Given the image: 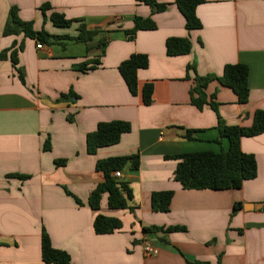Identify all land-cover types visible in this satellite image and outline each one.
<instances>
[{
  "label": "crops",
  "instance_id": "0c3cea01",
  "mask_svg": "<svg viewBox=\"0 0 264 264\" xmlns=\"http://www.w3.org/2000/svg\"><path fill=\"white\" fill-rule=\"evenodd\" d=\"M157 1L164 12L152 14L136 0H0V54L7 52L0 60V264H45L44 232L72 264H264V134L241 141L242 151L255 156L257 177L239 190H184L173 178L176 156L230 146L216 113L191 103L196 75L220 77L226 65L247 66V104L219 82L207 94L217 93L227 126L250 128L264 111V0H205L196 11L199 30L186 28L175 0ZM12 8L56 39L5 36ZM53 13L73 23L57 27ZM150 17L156 29L130 39L135 19ZM82 24L98 32L88 44L75 40ZM170 38L188 39L191 52L169 56ZM135 54L146 55L149 66L138 72L133 96L119 67ZM92 60L100 61L95 69H78ZM145 84L154 87L150 105L142 98ZM113 121L128 122L130 132L89 154L87 136ZM135 155L139 169L119 178L132 191L131 210L109 209L107 194L100 210L92 209L90 196L105 181L97 162ZM169 191V212H154L152 194ZM98 215L120 220L122 228L97 235ZM145 241L155 254H144Z\"/></svg>",
  "mask_w": 264,
  "mask_h": 264
},
{
  "label": "trees",
  "instance_id": "16d2710c",
  "mask_svg": "<svg viewBox=\"0 0 264 264\" xmlns=\"http://www.w3.org/2000/svg\"><path fill=\"white\" fill-rule=\"evenodd\" d=\"M137 3L151 8L152 14L164 12L166 5L159 4L157 0H136ZM205 0H175V5L183 14L188 30H199L202 25L197 17V7ZM48 6L42 8L44 12ZM52 23L57 27H70L73 21L67 20L62 14L53 13ZM156 25L152 18H136L134 28L127 32L130 39H133L139 31L155 30ZM23 32L30 39L42 44H50L52 39H56L45 31L37 32L34 30L32 22H23L16 8L10 11L9 19L4 29V35H15ZM98 32L86 30L85 25L80 26V34L75 39L81 43H90ZM58 39V38H57ZM167 54L169 56H182L191 52V42L186 38H170L166 42ZM22 44L19 50H22ZM7 52L0 54V60L6 58ZM11 59L17 66V50L12 49ZM100 64L99 60L85 62L78 66L82 72L95 69ZM149 59L146 55L135 54L124 61L119 71L133 96L139 93L138 72L147 69ZM17 70V69H16ZM19 77L24 81L23 75L19 72ZM249 69L245 65L230 64L226 65L222 76L207 75L197 76L194 79L193 87L190 91L191 103L198 109L203 110L209 106L217 115L218 125L224 136L229 141V149L220 153L211 151L186 153L176 156L177 168L174 172V180L178 182L184 190H239L246 181L257 177V161L255 156L242 151L241 141L243 138L256 137L264 134V111H257L254 116V123L250 128L239 126H227L220 117L217 102V93L210 97L207 89L213 82H219L222 86L231 89L238 98L240 104H247L249 101ZM154 87L152 84H145L142 89V98L145 105L152 102ZM69 95H63L61 99H67ZM131 125L128 122L113 121L100 123L96 132L87 136V151L94 155L104 147L116 145L121 140L123 134L130 132ZM45 150L50 149L48 142L44 146ZM62 163V162H61ZM58 163V164H61ZM140 165L138 155L129 157L109 158L97 162L96 169L105 176V181L99 184L89 199V206L94 210H100L101 199L104 194L108 195V207L112 210H125L129 207V202L133 199V194L126 182L120 181L115 177L116 172L124 170H137ZM20 178H25L19 176ZM173 197V192H159L152 194V208L154 212H169V206ZM241 206V204H239ZM97 235L112 234L122 228V222L115 218L98 215L93 224ZM159 229H144L145 233H153ZM168 231L175 232L180 230L178 227H169ZM42 258L45 264H72L68 253L53 248L51 240L44 232L42 235Z\"/></svg>",
  "mask_w": 264,
  "mask_h": 264
},
{
  "label": "built area",
  "instance_id": "2783aa9c",
  "mask_svg": "<svg viewBox=\"0 0 264 264\" xmlns=\"http://www.w3.org/2000/svg\"><path fill=\"white\" fill-rule=\"evenodd\" d=\"M44 48V46L42 45V44H38L37 45V49H39V50H42ZM115 177L116 178H122V173L121 172H116L115 173ZM143 249H144V254L146 255V256H150V255H153V254H155L156 252H157V250H156V248L154 247V245L153 244H151L149 241H145L144 242V247H143Z\"/></svg>",
  "mask_w": 264,
  "mask_h": 264
},
{
  "label": "rangeland",
  "instance_id": "374dc122",
  "mask_svg": "<svg viewBox=\"0 0 264 264\" xmlns=\"http://www.w3.org/2000/svg\"><path fill=\"white\" fill-rule=\"evenodd\" d=\"M66 43H68L69 41H65Z\"/></svg>",
  "mask_w": 264,
  "mask_h": 264
}]
</instances>
